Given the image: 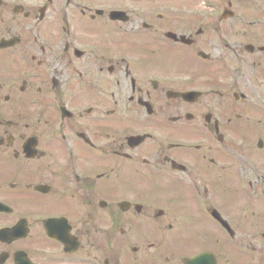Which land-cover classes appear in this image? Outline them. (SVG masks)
Here are the masks:
<instances>
[{
	"label": "flooded vegetation",
	"instance_id": "obj_1",
	"mask_svg": "<svg viewBox=\"0 0 264 264\" xmlns=\"http://www.w3.org/2000/svg\"><path fill=\"white\" fill-rule=\"evenodd\" d=\"M201 255L264 264V0H0V264Z\"/></svg>",
	"mask_w": 264,
	"mask_h": 264
},
{
	"label": "rangeland",
	"instance_id": "obj_2",
	"mask_svg": "<svg viewBox=\"0 0 264 264\" xmlns=\"http://www.w3.org/2000/svg\"><path fill=\"white\" fill-rule=\"evenodd\" d=\"M136 6V5H135ZM163 5H160V3L159 4H157V5H155V7L154 8H157V9H159V10H162V7ZM138 7V6H137ZM202 64V66H200V65H197L198 67H205V63H201Z\"/></svg>",
	"mask_w": 264,
	"mask_h": 264
},
{
	"label": "water",
	"instance_id": "obj_3",
	"mask_svg": "<svg viewBox=\"0 0 264 264\" xmlns=\"http://www.w3.org/2000/svg\"><path fill=\"white\" fill-rule=\"evenodd\" d=\"M200 259L196 258L190 262V264H199Z\"/></svg>",
	"mask_w": 264,
	"mask_h": 264
}]
</instances>
